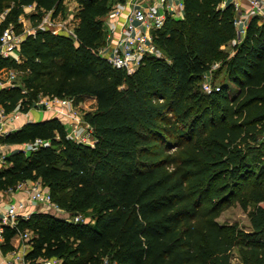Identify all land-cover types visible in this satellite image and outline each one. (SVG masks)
Here are the masks:
<instances>
[{"label": "trees", "instance_id": "1", "mask_svg": "<svg viewBox=\"0 0 264 264\" xmlns=\"http://www.w3.org/2000/svg\"><path fill=\"white\" fill-rule=\"evenodd\" d=\"M64 1L0 0V12L9 9L0 34L10 24L23 32L20 16L35 7L20 62L0 56V70L17 73L16 86L0 88V106L24 113L41 95L95 99L83 116L93 145L70 139L57 115L0 138L19 148L0 168V191L41 180L62 209L19 220L32 233L30 264H232L238 246L244 263L264 264V19L251 17L239 38L234 3L182 0L183 18L167 15L153 31L158 53L128 73L100 53L104 17L123 0H76V39L40 25ZM223 68L227 81L204 92L202 79ZM232 196L251 230L215 220ZM76 215L84 221L69 220ZM14 234L6 228L7 242Z\"/></svg>", "mask_w": 264, "mask_h": 264}, {"label": "built area", "instance_id": "2", "mask_svg": "<svg viewBox=\"0 0 264 264\" xmlns=\"http://www.w3.org/2000/svg\"><path fill=\"white\" fill-rule=\"evenodd\" d=\"M148 0H123L122 3H117L113 6L110 16L115 20L122 13L121 9L126 8V13L121 24L119 36L113 41V44H107L106 47L100 50V53L106 57L109 62L120 69L126 70L128 73H133L142 64L143 59L148 54H157L158 49L153 40V31L163 27L166 17L158 11L156 5H145ZM165 0H160V5L163 7ZM183 4V3H182ZM237 16L235 19L236 26L239 31V38L245 34L246 27L251 17L259 15L264 19V6L260 4L259 0L250 1V9L248 10L249 19L243 18L240 14L239 4L235 3ZM34 12V5L25 7L26 12ZM52 13V12H51ZM44 18V17H43ZM113 20V27L115 25ZM41 26L51 27L55 32H65L76 39L74 28L67 26L66 22L54 23L50 20L53 26L45 25L42 20ZM111 31V33H110ZM109 34L112 36V28L110 27ZM24 35L18 33L16 27L10 24L0 34V56L4 58L12 57L20 61L19 45ZM110 40V36H108ZM217 63L214 65V67ZM17 73L12 69L0 70V88H9L16 86L15 79ZM211 84H206L205 89L208 93L213 90ZM217 90L219 88H216ZM53 111L57 115L65 117V124L67 135L70 139L77 143L93 145L94 137L90 131L89 125L86 128L80 121L77 115L76 100L74 97H58V96H39L33 103L32 109ZM28 112H21L16 109L6 112L0 106V134L7 135L11 131L6 130V125L11 121L17 120L21 115H26ZM70 123V124H69ZM82 123V124H81ZM88 124V123H87ZM36 144H44V141L37 139ZM25 147L31 149L34 147L32 143H25ZM24 150V149H23ZM2 162H5V156L0 157ZM17 191H24L26 197L10 202L8 205L0 203V244L5 241L6 228L10 227L15 231V236L19 240V245L16 249L9 253L11 263L15 264H30L27 255L31 250L32 233L28 229H21L19 220L27 221L30 215L34 212L29 207L35 208L37 205H45L62 212L60 206L53 202L50 190L45 186L41 180L22 181L16 187L9 189V193L13 194ZM73 222L84 221L81 215L68 217ZM58 258H40L36 264H61ZM101 264H117L104 258Z\"/></svg>", "mask_w": 264, "mask_h": 264}, {"label": "rangeland", "instance_id": "3", "mask_svg": "<svg viewBox=\"0 0 264 264\" xmlns=\"http://www.w3.org/2000/svg\"><path fill=\"white\" fill-rule=\"evenodd\" d=\"M8 11H9V9L4 10L6 15H7ZM77 12H78L77 1L76 0H65L64 1V11L61 14H59L56 17H52V13L48 12L44 15V18L42 20H44L45 25L53 26L50 24V20L52 19L54 23L66 22L67 26L74 28L79 21L78 17H77ZM32 13L33 12L28 11L25 13L24 18L20 17V22L23 25L22 26L23 32H21V33H29L32 30L31 28H33V26H32V22L30 20V15ZM113 20L114 19L112 18V16H110V13L108 14V16L104 17V29H105V33L107 36L109 35L110 27L113 30L112 33L117 32L118 26L115 28L112 26ZM18 32H19V30H18ZM110 33H111V31H110ZM111 38H112V36H110V40H108V43H110ZM233 44H234V42H229L227 45H224L222 48L227 53L232 55L233 54ZM218 67H220V61L217 63V65L214 67V69L218 68ZM222 81H227V75H226L224 68H223V71H221L219 73V75L216 77L214 74H208L207 76H205L202 79V81L199 84H200L202 90L204 92L208 93L207 90L205 89L206 84H211L214 87V85H219ZM230 85L231 86H230V90L228 93L230 96H232L234 94L236 87L231 83H230ZM45 96H49V95H45ZM76 104H77L76 111H78L77 115L79 116L80 121L83 123V126L86 128V126L89 124H87L86 121H84L83 116H84L85 112L90 111V110L95 108V99L93 97H84L78 103L76 102ZM32 111H33V113H37V114H42L45 112L44 110H37L35 108L32 109ZM47 113H49L52 116L54 114H55L54 116L57 115L53 111H49ZM56 117H58L62 120L63 119L65 120V117L63 115L58 114ZM45 118H48V117H45ZM39 121H41V120H39ZM65 125H68V124L66 123ZM89 128H90V131L93 133V128L90 125H89ZM262 139H264V135L262 136ZM6 146L7 145L4 144L3 141L1 140L0 141V157H4L6 155L9 156L13 152V151H10V149L6 148ZM15 148H16V146H15ZM22 149L25 150L26 154H29V151L32 150L33 148L28 149L27 147H25L23 145ZM252 181H253V179H252ZM12 196L15 198V193H13L10 197L13 198ZM32 210L34 211L33 213L46 212L47 210H49V206L45 207V205H37L35 208H32ZM215 220L220 225H226V224L232 225L234 223H237L239 225V227L243 228L244 230H246V231L251 230V223H250L248 212L243 210V208L240 206L239 202L234 200L233 196L222 204L218 215L215 217ZM240 249H243L242 246H238V247L234 248V254L232 257V263L233 264H246L242 260V255L240 253Z\"/></svg>", "mask_w": 264, "mask_h": 264}, {"label": "crops", "instance_id": "4", "mask_svg": "<svg viewBox=\"0 0 264 264\" xmlns=\"http://www.w3.org/2000/svg\"><path fill=\"white\" fill-rule=\"evenodd\" d=\"M250 1L251 0H225L222 5L224 6L228 3L239 4L240 14L243 15V18L249 19L250 17L248 16L247 12L250 9ZM259 1H260V4L262 6H264V0H259ZM147 4L156 5L158 7V11L160 13L164 14L165 16L170 15L176 20H180L183 18L182 0H165V4L163 7L160 5V0H148L147 3H145V5H147ZM121 11H122V13L120 14V16L115 18V20H114V22H116V23H114V25H115V27L118 26V29H117V32L112 33L110 45H112L113 41L116 39V37L119 36L120 27H121V24L123 23V19H124L125 13H126V8L121 9ZM24 15L25 14H22L20 17L24 18ZM5 17H6V13L4 11L0 12V24L3 22ZM31 29L32 30L29 33H33L35 31L33 28H31ZM108 36H111V34H109ZM18 62H20V61H18ZM47 112H49V111H45L42 114H37V113H33L32 109H30L26 115H22V117H20L19 119L11 121V123L6 125V130L14 132V131L18 130L26 122L44 120V119H47L45 117L50 118V116L53 117L55 115L54 114L52 116ZM1 137H4V135L0 134V138ZM0 141H1V139H0ZM6 145H7L6 148L10 149V151H15V150L19 149L17 147L15 148L14 145H10V144H6ZM6 157H7V155L5 156V162H2L0 160V168L8 165V161L6 160L7 159ZM16 193H15V198L13 196H12L13 198H11L10 196L12 194H10L9 191L8 192L0 191V203L4 204L6 206L10 202H13L15 200H19V199L26 197L24 191H17ZM32 208H33L32 206L29 207L30 210ZM19 243L20 242L15 235H13L10 238L9 242H7L6 235H5V241L0 244V264H15V263H11L12 260L10 259L9 253L12 250L16 249L18 247Z\"/></svg>", "mask_w": 264, "mask_h": 264}]
</instances>
